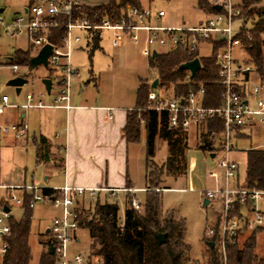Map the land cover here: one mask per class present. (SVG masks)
<instances>
[{"label":"built area","instance_id":"built-area-1","mask_svg":"<svg viewBox=\"0 0 264 264\" xmlns=\"http://www.w3.org/2000/svg\"><path fill=\"white\" fill-rule=\"evenodd\" d=\"M6 1L0 0V72L10 71L13 77L9 81L17 78L27 80L26 75H20L22 66L15 63L18 50L12 54L2 51L3 40L25 39L28 47L32 48L31 58L37 56L46 45L53 47L48 58V70L54 74L56 83L48 78L52 81L50 94L46 89L39 98L29 93L25 97V104L21 105L11 104L10 97L0 90V139L9 136L15 139L27 137L29 125L23 113L32 109L61 108L69 102L70 83L79 76L70 59L71 51L81 43V38L74 36L75 31L86 32L90 46L94 32L100 33L102 39V31H110L111 45L115 50L130 41L134 45H142L141 51L147 57L153 56L154 52L159 53L160 49H168L169 52L181 46L193 53L199 51L203 43L223 44L217 61L221 85L224 87L222 108L203 106L204 88L200 85L197 92H190L185 99L162 96L151 89L146 110L165 112L169 128L181 129L185 133L216 117L224 121L225 132L220 145L222 156L214 158L216 168L209 173L216 185L202 192V197L209 201L208 207L217 210L214 224L205 232L206 238L213 240L218 224L220 248L225 262L227 246L236 245L243 230L264 228V210L260 209V204H264V189L247 188L240 179L238 164L232 160L235 150L233 131L257 125L264 127V95L261 90L256 87L249 97L235 90L240 78L255 71V67L247 65L246 59L241 57L247 55L242 36L249 35L241 5H235L232 0H207L214 11H205L208 13L205 21L195 27L177 28L160 24L165 17L163 11L154 13L143 8H131L118 20L106 19L101 25L92 26L86 20H74V9L84 5L81 0H34L32 3L27 0L20 12L6 16ZM216 6L220 7V11L215 10ZM238 21L241 24L235 27ZM58 29H65L63 44L53 45L51 34ZM54 86L57 88L56 95L53 102L47 105L43 98L52 95ZM43 189L33 184L8 185L0 178V264L9 251L7 239L11 235V221L16 220L14 209L24 210L27 198L30 209L34 210L38 204L45 203L57 212L49 228L56 264H103L97 258L92 259L90 254L84 256L72 253L70 249L72 243H81L78 232L85 227L79 201L86 195L93 198L96 190L64 187L54 189L56 194L45 195ZM132 206L139 210L140 201L134 199Z\"/></svg>","mask_w":264,"mask_h":264},{"label":"trees","instance_id":"trees-1","mask_svg":"<svg viewBox=\"0 0 264 264\" xmlns=\"http://www.w3.org/2000/svg\"><path fill=\"white\" fill-rule=\"evenodd\" d=\"M30 1L34 2V0ZM260 2L261 0H243L241 7L245 25L248 22L251 23L249 35L243 34L242 39L246 44L247 56L261 78L264 75V9H250L251 6L258 5ZM131 8H142V0H106L97 5L84 4L74 9V20H86L92 26H99L106 19H120ZM199 8L206 12L214 11L207 0H200ZM64 35L65 29L54 31L51 34V43L62 45ZM100 40V33L94 32L90 47L92 54L98 49ZM208 44L212 48L209 57L201 56L200 51L191 53L181 46L175 50L157 54L156 57H149L150 68L155 71L156 78L159 80L158 87L166 89L173 86L174 97L185 99L190 92H197L199 86L203 85V106L222 108L224 87L221 85L217 61L223 44ZM31 55L30 47L27 50H18L15 63L28 67ZM195 58L200 60L201 69L191 81L190 73L181 70L180 67ZM151 85L141 84L137 105L129 113L124 128V137L129 144L140 142L141 127L144 123L147 130V191L142 205L144 210L141 213L140 209H134L132 202L135 197L127 194L125 217L122 223L119 220L117 203L98 202L91 216L86 217L82 213L85 229L91 239V258H97L103 264H264V255L260 253V248L264 249V228L243 230L239 242L234 246H227L225 262L220 248L218 224L215 227L213 240H208L205 234L204 243L209 249L205 260L201 262L190 258L191 248L185 241L186 222L174 211L163 212L162 194L164 189L170 190V188H161L160 180L163 175L174 179L186 176V153L189 150L187 133L181 129L169 128L168 116L165 112L146 110ZM235 90L242 96L246 95L245 90H241L239 86ZM224 132L225 123L221 117L201 123L198 126L199 150L204 153L214 152V145ZM234 133L237 131H233ZM157 139L165 141L168 147V155L160 168L153 161L156 156ZM50 148L45 138L36 142L38 163L51 160ZM243 183L250 189H264V150L247 151L246 178ZM43 192L45 195H52L55 190L45 187ZM25 202L24 218L11 221V235L7 239L9 251L1 264H31L32 262L29 239L34 210L28 206L29 198ZM157 234L166 236L164 244L159 243ZM44 236L47 238L46 251L42 252L38 264H56V257L48 252L53 243L51 235L45 232Z\"/></svg>","mask_w":264,"mask_h":264},{"label":"rangeland","instance_id":"rangeland-1","mask_svg":"<svg viewBox=\"0 0 264 264\" xmlns=\"http://www.w3.org/2000/svg\"><path fill=\"white\" fill-rule=\"evenodd\" d=\"M4 1V0H2ZM27 0H7V15L20 12L23 4ZM106 0H81L86 5H97ZM200 0H142V8L152 10L154 13L163 11L165 17L162 18L160 24L168 27H195L200 22L208 18V13L199 8ZM235 5H241L243 0H232ZM263 3L253 5L250 9H264ZM241 22H236L238 27ZM251 28V23L245 25ZM74 36L81 38L78 44L70 53L71 64L74 70L79 72L78 78L71 81L70 98L73 103L76 99L87 98V100H104L116 108L132 107L134 110L137 105L138 91L141 84L147 83L149 86L156 78L155 71L150 68V60L147 56L140 53V48L130 41H126L121 49H114L111 45L110 31H102V40L98 49L93 54L88 44L87 33L84 31H75ZM6 45V46H5ZM2 51L4 53H14L17 50H27L28 43L25 39L19 40H3ZM200 55L209 57L212 52L210 44H203L199 48ZM168 49H160L159 53H166ZM92 54V56H91ZM235 54H238L235 51ZM91 56V58H90ZM242 59H246V64L254 66L250 58L243 54ZM255 71L249 73L251 79L247 83L248 90L251 92L258 87L261 94L264 95V75L259 77ZM257 74V75H256ZM20 75L27 76V84L21 89L20 95H17L15 88L7 85L13 77L10 71L0 72L2 85L0 90L2 93L10 97L11 104H25V97L31 93L36 98L40 94L45 93L42 81L51 78L56 83L54 74L46 70L43 66H39L33 71H29L27 67H21ZM158 87L155 89L157 94L162 96H172L173 86L165 89ZM57 88L54 86L51 96L46 95L43 98L47 105L53 102ZM254 102V99L251 101ZM50 111H28L30 137L27 140L17 139L8 143H0V178L4 183L15 185L30 186L33 183L39 188H45L47 182L45 177L53 169L51 162H37L36 144L32 141L33 134L39 136L41 128L45 124V117ZM250 139L235 141L236 149L239 151H249L251 148L264 147V127H258L253 131ZM146 132L144 126L141 128L140 142L133 145L135 154L143 156V163L146 164L145 156V140ZM250 137V136H249ZM218 141V140H217ZM188 147L186 155L192 157L197 162V169L192 173V177L188 178V173L184 178L174 179L165 175L161 176V188L169 187L170 190L162 189V209L163 212L174 211L176 215L186 222L185 241L190 246V258L203 262L209 249L204 243L205 232L212 227L216 220L217 210L212 207L204 206L202 192L213 188L214 181L207 177V170L216 168V163L209 154L199 150L198 139L188 138ZM156 157L153 159L155 165L162 167L168 155L166 142L162 139L156 141ZM222 153L218 155V158ZM239 157V156H238ZM241 158L240 178L244 181L246 178V159ZM238 158V159H240ZM146 167V166H145ZM146 170V169H145ZM193 186L194 191L189 188ZM165 190V189H164ZM125 195L122 193L112 197L106 193H96L93 198L88 195L79 201V207L82 213L89 217L93 213L96 204L117 203L119 207V220L122 223L125 217ZM146 194L137 193L136 199L140 201L141 213L143 212V204ZM260 209L264 210V204H260ZM57 215L56 210L50 204H38L32 215L31 233L29 244L32 249L31 264H38L42 252L46 251L47 238L44 233L51 227L53 218ZM16 220H21L25 216L22 209H14ZM80 244L72 243L70 249L72 253H79L87 256L92 253L90 244L91 239L85 227L78 232ZM260 253L264 255V249L260 248Z\"/></svg>","mask_w":264,"mask_h":264},{"label":"crops","instance_id":"crops-1","mask_svg":"<svg viewBox=\"0 0 264 264\" xmlns=\"http://www.w3.org/2000/svg\"><path fill=\"white\" fill-rule=\"evenodd\" d=\"M260 3H263V1L261 0ZM138 47L142 50V45ZM140 53L144 55L142 51ZM250 79L251 76L249 77V74H247L243 78H240L238 82V86L241 90H245L247 97H249L248 95L251 92L247 86ZM163 91L168 92L165 89ZM172 96L174 95L172 94ZM64 105L65 107L61 108L32 109L50 111L45 117V124L41 128L39 136L37 137V134L34 133L32 137V141L35 144L41 138H45L51 147L52 158L49 162L53 163V169L45 177V181L48 183L46 187L51 189H61L64 187L94 189L96 190L95 194L106 193L114 197L122 193L125 197L127 194H130L135 199L137 193L146 194L147 158L144 165L143 156L135 154L133 150L134 144H129L124 137V128L128 115L133 110L132 107L116 108L107 101L99 99L93 101L87 100V98L76 99L73 103L70 98L69 102ZM23 117L29 125L28 111L23 113ZM144 124L142 127L144 126L145 135H147ZM258 127L262 126L246 127L233 134L235 150L232 153V160L238 164L239 173L242 161L240 157H245L247 165V151H238L234 140L250 139L251 135H254L253 131ZM30 135L29 128L27 137L24 140L29 139ZM190 137L199 141L198 127L192 128L187 133V141ZM15 140L17 139L9 136L0 139V143H8ZM221 141L222 135L214 145L215 151L206 152L213 160L221 154ZM251 149L264 150V147ZM186 157L187 173L188 178H190L192 177V173L197 169V162L194 158L189 157V154ZM212 170L208 169L206 173L207 177L214 181L209 177V173ZM213 183L214 188L216 185L215 181ZM33 185L35 184L33 183ZM189 190L194 191L195 189L191 186Z\"/></svg>","mask_w":264,"mask_h":264},{"label":"water","instance_id":"water-1","mask_svg":"<svg viewBox=\"0 0 264 264\" xmlns=\"http://www.w3.org/2000/svg\"><path fill=\"white\" fill-rule=\"evenodd\" d=\"M215 10L220 11V7L216 6ZM2 12V10L0 11ZM53 47L51 45H46L39 53L37 56L33 57L30 59L29 64H28V70L33 71L39 66H43L46 70H48V58L52 54ZM157 56V52L153 53V57ZM181 70L188 71L190 73V80L192 81L198 71L201 69V62L198 58H195L194 60L187 62L180 67ZM27 84V80L24 78H17L14 80H11L7 83L8 86L15 88L17 95L21 92V89L24 85ZM43 86L45 87L46 91L48 94L51 92L52 88V81L51 79H44L42 81ZM159 80H155L152 85L151 89L155 90L158 87ZM209 205V201L204 200V206L207 207ZM8 212L9 209H6ZM47 233H50V229H47ZM157 238L159 240L160 244H164L166 241V236L163 234H157ZM49 254L54 255V247L50 246L49 248Z\"/></svg>","mask_w":264,"mask_h":264}]
</instances>
